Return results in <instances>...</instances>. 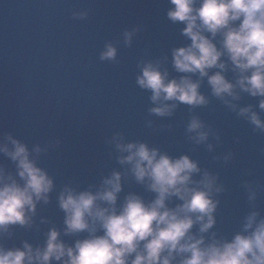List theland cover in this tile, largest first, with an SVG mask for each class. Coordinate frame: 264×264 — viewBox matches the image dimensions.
<instances>
[{"label": "water", "instance_id": "1", "mask_svg": "<svg viewBox=\"0 0 264 264\" xmlns=\"http://www.w3.org/2000/svg\"><path fill=\"white\" fill-rule=\"evenodd\" d=\"M168 7L167 0H0V132H11L30 149L40 146L38 165L54 181L49 203L36 206L32 227L10 226L0 236V247L22 248L24 242L43 247L50 228L60 231L69 246L83 238L63 235L57 196L65 186L79 191L92 185L95 190L102 177L123 170L106 143L116 132L125 142H143L172 157L187 155L201 171L217 177L216 186L223 190L213 195L219 201L217 223L206 239L215 232L218 239L230 240L242 232L252 210L264 216L259 187L264 186V133L212 96L207 78L199 89L207 105L178 104L166 117L149 113L156 106L150 92L135 83L142 61H160L169 78L184 75L172 68L171 50L189 41L180 25L166 20ZM81 12L84 19H73ZM133 29L131 46L125 47L122 34ZM108 43L117 48L112 62L99 59ZM226 75L234 81L232 72ZM237 92L240 99L232 101L237 110L250 104L264 120L259 98ZM193 117L208 132L204 143H195V134L187 132ZM0 166L13 171L2 155ZM250 190L257 193L255 208L247 200ZM129 193L146 202L154 198L131 176L123 182L120 199Z\"/></svg>", "mask_w": 264, "mask_h": 264}, {"label": "clouds", "instance_id": "2", "mask_svg": "<svg viewBox=\"0 0 264 264\" xmlns=\"http://www.w3.org/2000/svg\"><path fill=\"white\" fill-rule=\"evenodd\" d=\"M167 4L166 20L180 25V34L189 41L171 50L172 68L184 75L169 78L160 61L137 64L135 83L150 92L156 105L149 113L166 117L178 104L207 105L199 91L200 80L207 78L212 96L264 133V120L252 105L237 110L232 103L240 99L239 90L259 98L257 108L264 113V0H167ZM85 17L83 12L73 14V19ZM136 31L123 32L125 47L131 46ZM116 57L117 48L108 43L99 59L112 62ZM227 72L234 74V81ZM187 132L195 134L191 139L197 144L208 139L198 118L190 120ZM106 143L123 170L102 177L95 190L92 185L79 191L65 186L57 196L64 214L63 235L84 234L83 238L69 246L60 231L50 228L43 247L34 249L27 242L22 248L0 247V264H264V216L259 211H250L242 232L230 240L218 239L215 232L205 238L217 223L219 201L213 195L223 190L216 186L215 175L201 171L187 155L172 157L143 142H125L119 132ZM42 151L38 145L30 149L11 132H0V155L13 166V171L0 166V236L10 226L31 228L37 204L49 203L54 181L38 165ZM129 176L154 198L146 202L129 193L120 199ZM256 196L251 190L247 195L253 208Z\"/></svg>", "mask_w": 264, "mask_h": 264}]
</instances>
